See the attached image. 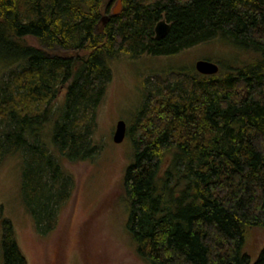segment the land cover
Returning <instances> with one entry per match:
<instances>
[{
    "label": "trees",
    "instance_id": "obj_1",
    "mask_svg": "<svg viewBox=\"0 0 264 264\" xmlns=\"http://www.w3.org/2000/svg\"><path fill=\"white\" fill-rule=\"evenodd\" d=\"M117 3L0 0V56L16 64L0 90V164L22 153V198L36 227L53 230L75 188L62 160L100 153L111 59L173 55L221 34L256 58L143 81L128 132L127 228L150 264H264V246L254 261L244 252L248 232L264 227V0H122L114 13ZM162 18L171 27L158 39ZM50 121L47 141L39 130ZM1 223L3 264H29L12 221Z\"/></svg>",
    "mask_w": 264,
    "mask_h": 264
},
{
    "label": "rangeland",
    "instance_id": "obj_2",
    "mask_svg": "<svg viewBox=\"0 0 264 264\" xmlns=\"http://www.w3.org/2000/svg\"><path fill=\"white\" fill-rule=\"evenodd\" d=\"M256 56L220 34L173 55L144 54L133 58L121 53L111 59L113 79L99 106L94 135L100 153L93 160L78 163L62 160L63 171L74 177L75 188L59 208L53 230L43 233L36 227L22 198V153L10 154L0 164V264L4 260L1 223L4 218L12 221L29 264H150L140 255L138 244L127 228L129 203L123 187L133 152L128 132L145 101L143 81L148 77L155 79L157 75L167 76L174 70L196 75L199 73L196 62L202 59L218 63L220 71L225 73L249 63ZM1 58L0 90L10 70L16 66ZM62 98L63 91L59 101ZM119 120L127 125L122 142L114 140ZM52 128V121L46 123L39 130L40 136L48 141ZM263 246L264 227L251 229L246 235L244 252L254 261Z\"/></svg>",
    "mask_w": 264,
    "mask_h": 264
},
{
    "label": "water",
    "instance_id": "obj_3",
    "mask_svg": "<svg viewBox=\"0 0 264 264\" xmlns=\"http://www.w3.org/2000/svg\"><path fill=\"white\" fill-rule=\"evenodd\" d=\"M121 5L122 0H118V3L114 8V13L120 11ZM170 27L171 24L165 18L160 19L154 27L155 37L158 39L164 38L168 34ZM196 69L201 74H215L220 68L218 63L202 59L196 62ZM126 133V122L124 120H119L116 125L114 140L116 142H122L125 139Z\"/></svg>",
    "mask_w": 264,
    "mask_h": 264
}]
</instances>
